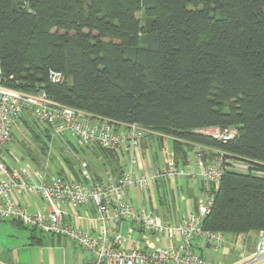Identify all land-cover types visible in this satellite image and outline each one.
Returning a JSON list of instances; mask_svg holds the SVG:
<instances>
[{
    "label": "trees",
    "instance_id": "16d2710c",
    "mask_svg": "<svg viewBox=\"0 0 264 264\" xmlns=\"http://www.w3.org/2000/svg\"><path fill=\"white\" fill-rule=\"evenodd\" d=\"M0 68L6 86L172 136L175 155L179 140L195 141L264 171V0H0ZM50 71L63 81L51 82ZM26 119L43 158L21 157L77 175L80 162L65 151L58 150L66 167L46 166L54 162L49 143L60 141L27 113L14 123ZM210 126L236 135L220 142L196 132ZM84 147H94L89 155L101 156L114 175L122 172L125 165L115 166L124 152ZM203 227L264 231V175L227 170ZM35 230L30 238L39 243Z\"/></svg>",
    "mask_w": 264,
    "mask_h": 264
},
{
    "label": "built area",
    "instance_id": "2783aa9c",
    "mask_svg": "<svg viewBox=\"0 0 264 264\" xmlns=\"http://www.w3.org/2000/svg\"><path fill=\"white\" fill-rule=\"evenodd\" d=\"M49 79L61 83L64 76L50 71ZM3 82L0 68V219L16 220L72 241L90 253L86 264H209L194 251L193 245L203 240L216 249L223 242L222 234L203 227L222 176L227 170L264 175L263 170L247 160L187 140H179L182 143L180 154L170 152L161 165L142 169L137 149L147 135L160 133L136 122H121L60 104L44 92L26 93ZM23 113L48 125L55 135L68 136L80 145L124 152L127 161L122 172L114 175L106 171L98 179L88 170L87 162L81 161L77 175L70 170L59 174L37 168L20 155L15 156L8 144L13 123ZM196 132L220 142L236 135L234 128L219 126ZM170 177L199 180L201 191L193 211L181 213L178 220L165 222L149 208L132 204L134 189L143 191L158 187L161 193ZM28 196L33 199L31 204L22 200ZM66 205L72 209L93 206L95 215L89 219L92 226L74 225L63 208ZM123 221L135 224L157 239L165 238L169 243L143 247L133 242L127 246L131 230L125 236L113 228ZM243 257L245 261L241 264L264 258L263 230L257 233L254 250Z\"/></svg>",
    "mask_w": 264,
    "mask_h": 264
},
{
    "label": "crops",
    "instance_id": "0c3cea01",
    "mask_svg": "<svg viewBox=\"0 0 264 264\" xmlns=\"http://www.w3.org/2000/svg\"><path fill=\"white\" fill-rule=\"evenodd\" d=\"M147 150L149 149L143 143H141L137 149L138 158L142 169H145L149 166H159L164 162V159H154L153 155H148ZM174 179L177 182L183 181V185H179V190L180 201H182L185 206L184 212L178 213L176 207L173 205L170 207L169 202L167 204L168 196L173 199V191L169 187V179L163 187L164 191L162 189L161 193H159L158 187H151L143 191L134 189L131 192L132 204L136 207L149 208L154 214H156L165 222L178 220L181 213H187L195 209L197 195H195L194 189L190 185L192 183H196L199 194L201 187L199 180L196 178L174 177ZM153 189H156L158 194L157 206L152 204L153 199L151 190ZM160 195L163 197L160 198ZM22 200H24V202L27 204H31L33 201L32 197L30 198V196L23 197ZM63 208L66 211L69 220L74 225L83 228H89L92 226L89 219L95 215V208L93 206L72 209L70 206L66 205ZM113 228L125 236H127L128 232L131 230L129 238L126 241L127 246H130L133 242H137L143 247H159L169 243V240L165 239L166 241L164 240L163 242L161 241L162 238L157 239L153 237L149 232L141 229L135 224L130 223L129 221H123L120 225ZM222 236L223 242L216 249L203 240L196 241L193 245V249L197 254L205 257L209 264H241L245 261L243 256H248L254 250L257 240V233L253 231L240 233L238 235L222 234ZM52 237V249L57 248L60 250V253L55 255L54 251L49 249V252L42 256L41 264H86L87 260L90 259V253L85 249L76 246L72 241H67L68 239L58 236L55 237L52 235ZM150 237H153L154 241H151ZM41 243L42 240H40L39 244ZM3 261L4 262L0 264H12L9 260H7V262H5L6 260ZM19 261L18 264H21ZM249 264H264V258Z\"/></svg>",
    "mask_w": 264,
    "mask_h": 264
},
{
    "label": "rangeland",
    "instance_id": "374dc122",
    "mask_svg": "<svg viewBox=\"0 0 264 264\" xmlns=\"http://www.w3.org/2000/svg\"><path fill=\"white\" fill-rule=\"evenodd\" d=\"M31 117L30 114H27ZM25 121V120H24ZM32 125V121L29 119H26L25 122L23 121H16V123L13 124L12 128V136L10 143L8 144L9 149L11 150L12 154L15 156H21V152L25 153L26 156L28 155V152L36 155L38 161L42 159L43 157H39L40 148L37 146L35 142H33V137L30 134V128L29 126ZM207 128V127H206ZM205 129V128H204ZM235 129V128H234ZM199 129H197L198 131ZM236 130V129H235ZM161 134V133H160ZM151 135H153L151 137ZM158 134H150V136H146V142L148 145L146 147L149 149L148 155H152L153 152L157 153L158 157L161 160L166 158L168 153H170L168 150L171 148V140L172 136L165 135L162 136ZM52 136H56L57 140L60 141H52L49 143L48 148L46 150V154L48 157L53 158L54 161L53 164H47V167L56 166L58 167H66V163L62 161L60 158V153L64 152L67 156V158H70L72 160H75L78 162L81 161H87L89 162L90 169L92 172H94L96 175L103 176V174L108 171L106 168L108 167L107 164H105L104 160L100 157H95L94 155L90 156L87 151H91L94 147H84L83 145H80L73 139H69L65 136H58L55 135L52 132ZM156 137H163V142L160 140H157L153 138ZM55 138V137H54ZM70 143H72L79 152L75 151L73 147L70 146ZM59 148H57L56 146ZM61 148V149H60ZM84 149V150H83ZM86 149V150H85ZM60 150V151H58ZM91 153V152H90ZM45 154V155H46ZM39 157V158H38ZM95 157V158H94ZM27 158L30 159V156L28 155ZM97 159V160H96ZM126 156L123 157V159L120 158V162L116 164L115 168L119 165H125L126 164ZM56 164V165H55ZM151 164V163H150ZM75 165V163H73ZM183 185V181H175L174 177L169 178V187L172 189V197H167V204L169 202V206L172 205L177 208V212H184L185 206L182 201H180V190L179 185ZM190 186L194 189L195 195L197 197L200 195L197 191L196 183H192ZM152 199H153V205H158V198H157V190L153 189L151 190ZM31 198V197H30ZM39 201V200H38ZM190 201V200H188ZM148 202V201H146ZM41 205V203H38ZM254 232V231H253ZM125 234V233H123ZM34 235L39 237L42 240V243H32V240L30 238V228L19 226L15 223H12L8 220H0V263H3V260H9L12 264H18V261L21 262V264H41V258L43 255L49 252V249L53 250L55 255L60 253V250L57 248L52 249V235L49 233L41 232L39 230L34 231ZM56 237V236H55ZM151 241H154L153 237H150ZM165 238H162L161 241L164 242ZM69 241V240H67ZM166 241V240H165ZM56 247V246H55Z\"/></svg>",
    "mask_w": 264,
    "mask_h": 264
}]
</instances>
